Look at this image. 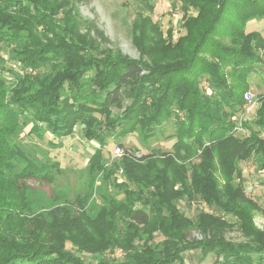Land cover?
<instances>
[{"label":"trees","instance_id":"trees-1","mask_svg":"<svg viewBox=\"0 0 264 264\" xmlns=\"http://www.w3.org/2000/svg\"><path fill=\"white\" fill-rule=\"evenodd\" d=\"M176 2L184 34L173 40L172 28L164 35L157 21L137 14L132 40L141 58L131 59L99 51L106 38L92 23L80 31L74 3L0 0V45L9 49L15 79L6 88L0 78V264H181L193 251L222 264H264V230L254 223L264 205L236 183L242 162L254 159L264 170V95L251 121L239 124L246 135L235 123L250 75L264 74V37L246 32L248 22L264 19V0ZM171 120V153L136 159L125 148L130 155L107 166V139L138 132L145 143ZM29 122V135L58 140L47 142L52 149L80 127L98 144L87 160L89 177L100 175L123 197L107 189L95 213L84 207L88 191L73 205L38 207L23 182L53 183L59 168L16 142ZM197 200L211 213L189 217L178 207ZM232 227L243 241L225 238ZM113 248L121 258L104 257Z\"/></svg>","mask_w":264,"mask_h":264},{"label":"rangeland","instance_id":"rangeland-1","mask_svg":"<svg viewBox=\"0 0 264 264\" xmlns=\"http://www.w3.org/2000/svg\"><path fill=\"white\" fill-rule=\"evenodd\" d=\"M67 1L77 6L78 15L80 17V31L82 33L87 31V26L91 23L103 33L107 41L100 43L98 49L104 54H118L131 59L141 58L132 40V24L137 14L149 16L153 21H157L164 35L168 27L172 28L174 32L172 34L173 40H176L179 35L184 34V29L181 27L182 11L180 10L179 3L176 2L177 0ZM173 1L176 3L175 8L172 7ZM251 30L258 31L264 37V19L248 22L246 32ZM91 33L93 36L94 33ZM8 53V47L0 45V60L4 61L0 64V68H5L0 70V78L4 79L6 88L15 84L13 74L7 71V68L11 67L8 61ZM14 70L18 72L16 68ZM204 81L205 80L202 79L200 82V87L203 91L206 87V81ZM249 85L250 87L247 92L252 94L253 98L256 100V105L248 113L243 110V107L239 110L235 116V123L237 126L243 121L250 122L254 116L258 105V98L264 95V74L259 70L252 73L249 77ZM209 92L210 90L208 87V93ZM120 110L121 109L115 108L113 112H118ZM31 127V122L23 127L16 138V142L27 152L31 153L38 161L56 162L59 168L57 172L53 173V183L35 179H28L23 182L24 185L29 188L31 194L36 197L37 200L35 202L38 207L49 210L56 206L73 205L76 203L75 201L78 195L82 197L88 191L90 196L85 201L84 207L86 211L95 213L102 204L100 196L106 193L107 189L118 199L123 197L120 191L112 190L110 187L105 188L104 184L101 182L100 175L89 177L86 167L87 160L93 153V150L98 148V144L93 141L85 140L82 136L80 127H76L71 136L61 140L63 147L59 149L49 148L47 145L48 141L52 140L56 143L58 140L48 134L44 136L43 139L29 135L28 132ZM173 133L174 126L171 120L164 123L160 131L145 143L142 142L138 132L121 138H109L107 139L108 145L104 150L107 166H111L113 163L119 161V158L114 154V150L119 144L120 146L122 145L121 147L129 148L133 152L141 155L148 154L152 152V150L171 153L174 141L171 138ZM238 134L239 136H244L247 132L241 130ZM261 137L264 139V131H262ZM194 162H196V159H193L190 163ZM239 168L242 182L236 181V183L242 186L247 198L255 202L259 207H262L264 205V170L262 171L256 168L254 159L242 162L239 164ZM111 169L114 168L111 167ZM115 176L118 178V182L123 181L121 170L118 169L115 172ZM178 207L189 217H194L198 211L211 213L207 211V207H205V204L200 200L192 201L190 204L187 201H181L178 203ZM254 223L259 229L264 230V218L261 212H255ZM224 235L226 239L235 242L244 240L236 227L228 229L225 231ZM189 237L199 238L200 235L197 232H191ZM155 240L159 241L161 238L156 237ZM114 250L118 249L113 248L107 251L104 257L110 259L115 258L116 255H114ZM123 254L122 252V255ZM121 257L122 256H119L117 259ZM85 258L87 259L88 257ZM216 259L217 257L213 253L201 259V254L198 251H193L183 255L181 264H222V261L220 262Z\"/></svg>","mask_w":264,"mask_h":264},{"label":"built area","instance_id":"built-area-1","mask_svg":"<svg viewBox=\"0 0 264 264\" xmlns=\"http://www.w3.org/2000/svg\"><path fill=\"white\" fill-rule=\"evenodd\" d=\"M205 82V81H204ZM205 90L208 92V84L206 82V87ZM256 105V100L253 98L252 94L250 92H245L244 94V105H243V110L248 113L250 112ZM242 129L240 128V125L237 127V131H241ZM130 151L129 150H125V148L117 145L115 150H114V154L117 158H121L124 155H130ZM133 157L136 159H139L141 157V154H137L136 152L132 153ZM206 207V206H205ZM208 209V208H207ZM208 212H210V210H207ZM114 255L115 258H118L119 256H122V251L120 249L118 250H114ZM114 259V258H113Z\"/></svg>","mask_w":264,"mask_h":264}]
</instances>
